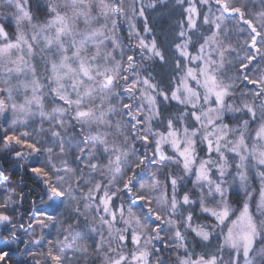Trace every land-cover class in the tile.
I'll use <instances>...</instances> for the list:
<instances>
[{"label":"snow or ice","instance_id":"6c2138e0","mask_svg":"<svg viewBox=\"0 0 264 264\" xmlns=\"http://www.w3.org/2000/svg\"><path fill=\"white\" fill-rule=\"evenodd\" d=\"M264 264V0H0V264Z\"/></svg>","mask_w":264,"mask_h":264},{"label":"trees","instance_id":"16d2710c","mask_svg":"<svg viewBox=\"0 0 264 264\" xmlns=\"http://www.w3.org/2000/svg\"><path fill=\"white\" fill-rule=\"evenodd\" d=\"M19 259L17 256H13L9 261L8 264H16V261Z\"/></svg>","mask_w":264,"mask_h":264}]
</instances>
